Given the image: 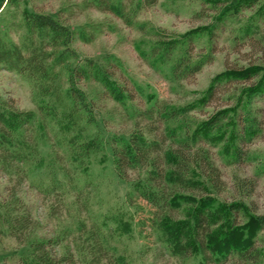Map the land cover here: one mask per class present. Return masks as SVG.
Here are the masks:
<instances>
[{"label":"trees","instance_id":"16d2710c","mask_svg":"<svg viewBox=\"0 0 264 264\" xmlns=\"http://www.w3.org/2000/svg\"><path fill=\"white\" fill-rule=\"evenodd\" d=\"M8 1L13 6L20 3ZM88 1L130 23L133 0ZM155 2L142 0L141 5ZM255 5L253 15L239 27L241 32L234 37V46L250 40L264 51V0H238L221 14L215 13L212 27L208 26V38L214 40L216 29H222L227 20L239 19L242 10ZM22 18L27 36L21 43L0 38V68L24 76L36 95L47 100L37 104V116L32 110L15 108L9 97L0 98V183H7L0 189L3 212L0 220L18 243L29 244L30 255L21 258V264H75L73 249L67 242L84 253L86 264H124L119 256L108 253L105 238L94 224L88 226L81 221L80 234L72 235L73 238H68L70 231L51 238L36 236L38 222L20 192L27 183L44 196L56 197L60 207L65 194L76 187V172L85 166V158L104 149L105 141L99 134L85 132L86 126L95 125L96 111L77 87L80 79L101 82L106 92L122 104L131 94L112 79L104 66L77 55L72 48L75 32L58 19L35 11H23ZM205 29L189 31L184 39H165L156 33L149 55L171 62L176 79L193 75L211 56L210 52L209 56L196 58L191 52L194 39L202 36ZM182 44L181 54L173 57ZM69 60L75 61L74 64L70 65ZM60 65L62 71H56ZM249 80L250 84H234L223 91L226 95L223 107L202 120L191 118L189 112L203 109L221 87ZM261 96H264L262 65L227 67L214 76L198 101L177 106L154 100L140 112L149 122L146 130L137 129L127 138L112 139L114 169L119 178L130 182L129 200L140 197L154 207L153 227L172 255L182 259L198 255L202 264L224 263L229 259L239 264L260 263L264 247L258 248L255 243L258 233L264 230V214L254 215L242 202L221 201L211 193L220 190L223 182L210 148L220 146L221 156L224 149L229 154L226 161L231 164L243 158L242 143L263 131L259 109L253 106ZM40 134L55 147L54 162L63 180L51 177L49 181L32 182L33 166L40 164L37 151ZM129 172L134 176L130 178ZM171 210L181 211L182 216H172ZM60 245L64 247L61 253L55 250Z\"/></svg>","mask_w":264,"mask_h":264},{"label":"rangeland","instance_id":"374dc122","mask_svg":"<svg viewBox=\"0 0 264 264\" xmlns=\"http://www.w3.org/2000/svg\"><path fill=\"white\" fill-rule=\"evenodd\" d=\"M141 1L133 0L131 7L134 11L129 23L112 12L88 4V0H20L17 6L10 5L8 0H0V38L22 42L27 36L23 11L50 14L75 32L72 48L80 58L104 66L112 79L131 94L122 104L106 92L101 82L80 79L77 87L83 90L96 111L95 125L86 126L85 132L99 134L105 141L104 149L85 158V166L76 172V187L65 194L64 204L60 207L56 197L44 196L27 183L20 194L38 222L36 236L51 238L70 231L68 238H73L72 235L80 234L78 226L84 221L88 226L94 224L99 228L108 253L119 256L124 264H202L198 255L185 259L172 255L153 227L154 207L140 197L133 196L129 200L130 182L119 178L114 169L112 139L127 138L137 129L146 130L149 122L140 112L154 100L186 105L201 99L214 76L227 67L249 64L264 67V51L260 45L245 40L234 46V37L241 32L239 27L253 15L257 5L242 10L239 19L227 20L222 29L215 30L214 40H211L207 35L208 26L212 27L217 14L238 0H156L153 5L145 6ZM205 27L202 36L194 39L191 52L196 58L210 52L211 56L208 55L206 63L195 74L176 79L172 75L171 62L150 57L149 50L156 33H161L165 39H184L187 32ZM183 47L182 44L173 57L181 54ZM74 62L69 60L70 65ZM62 67H56V71H62ZM60 74L59 78H62ZM251 82H234L221 87L203 109L195 108L189 112L191 118L204 119L211 111L225 105L223 91L231 89L234 84ZM35 92L24 76L0 68V98L9 97L15 108L32 110L39 116L37 104L47 98L38 97ZM253 106L259 109L258 120L263 131L242 143L243 158L240 161L231 164L226 161L229 154L224 153V149L221 156L218 152L220 146L210 148L223 182L220 190L211 193L221 201H240L254 215H263L264 96L257 98ZM156 131L159 135L160 127ZM37 140L40 164L33 166L32 182L49 181L51 177L63 180L59 166L54 162L55 147L42 134ZM128 176L134 175L129 172ZM6 184L2 181L0 189ZM169 213L174 217L182 216L181 211L171 210ZM67 244L73 249L75 264H86L84 253L71 243ZM78 245L81 247L82 244ZM255 245L264 247V230L258 233ZM55 250L61 253L64 247L60 245ZM28 255L29 244L18 243L0 220V264H21V258ZM218 264L239 263L229 259ZM259 264H264V253H261Z\"/></svg>","mask_w":264,"mask_h":264}]
</instances>
